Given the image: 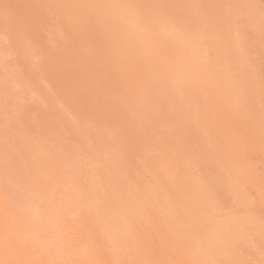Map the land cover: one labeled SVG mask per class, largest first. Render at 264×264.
Masks as SVG:
<instances>
[{"label": "rangeland", "instance_id": "1", "mask_svg": "<svg viewBox=\"0 0 264 264\" xmlns=\"http://www.w3.org/2000/svg\"><path fill=\"white\" fill-rule=\"evenodd\" d=\"M186 1L0 0V264H264V0Z\"/></svg>", "mask_w": 264, "mask_h": 264}, {"label": "bare ground", "instance_id": "2", "mask_svg": "<svg viewBox=\"0 0 264 264\" xmlns=\"http://www.w3.org/2000/svg\"><path fill=\"white\" fill-rule=\"evenodd\" d=\"M8 1V0H7ZM17 1V0H16ZM171 1V0H170ZM182 2L184 1V0H181ZM188 1V0H187ZM186 1V2H187ZM190 1V0H189ZM194 1V0H193ZM10 2V1H9ZM29 3H30V1H28ZM108 2V1H107ZM1 4H2V2H0ZM17 3V2H16ZM28 3V4H29ZM181 3V2H180ZM4 4V3H3ZM32 4V3H31ZM36 4V3H35ZM34 4V5H35ZM39 4H40V2H39ZM185 4V3H184ZM17 5V4H16ZM63 5V4H62ZM187 5V4H186ZM188 5H190V4H188ZM187 5V6H188ZM27 6V5H26ZM25 6V7H26ZM24 7V8H25ZM184 7V6H183ZM196 7V6H195ZM195 7H193V8H195ZM54 8V7H53ZM193 8H191V9H193ZM32 9V8H31ZM190 9V10H191ZM18 10V9H17ZM21 10V9H20ZM33 10V9H32ZM174 10V9H173ZM36 11V10H35ZM21 12V11H20ZM24 12V11H23ZM34 12V11H33ZM7 14H8V12H6ZM36 13V12H35ZM38 13V12H37ZM55 13V12H54ZM189 13V12H188ZM3 14V13H2ZM12 14V13H11ZM59 14V13H58ZM181 15H182V13H180ZM185 14V13H184ZM189 14H191V13H189ZM6 15V14H5ZM14 15V14H13ZM117 15H118V13H117ZM186 15V14H185ZM192 16H193V11H192V14H191ZM4 16V15H3ZM11 16V15H10ZM38 16V15H37ZM60 16V15H59ZM63 16V15H62ZM189 16V15H188ZM15 17V16H14ZM68 17V16H67ZM80 17H81V14H80ZM99 17V16H98ZM182 17V16H181ZM21 18V17H20ZM30 18V17H29ZM37 18V17H36ZM63 18V17H62ZM190 18V16L188 17V19ZM28 19V18H27ZM19 20V19H18ZM186 20V19H185ZM21 21H22V19H21ZM35 21V20H34ZM67 21V20H66ZM106 22V21H105ZM116 23H117V21H116ZM122 23V22H121ZM129 23V22H128ZM63 24V23H62ZM152 24V23H151ZM19 25H20V23H19ZM128 25V24H127ZM154 25V24H153ZM65 26V25H64ZM121 27H122V25H121ZM154 27V26H153ZM19 28V27H18ZM21 28H23V27H21ZM130 28V27H129ZM181 29L179 28V31H180ZM181 31H183V30H181ZM180 31V32H181ZM4 32V31H3ZM138 32H140L139 30H138ZM179 32V33H180ZM1 33V32H0ZM11 35V34H10ZM33 35V34H32ZM75 36V35H74ZM90 37V36H89ZM88 37V38H89ZM93 37V36H92ZM96 37V36H95ZM126 37V36H125ZM190 37V36H189ZM194 37H197V35L196 36H194ZM21 38V37H20ZM124 38V37H123ZM138 38H139V36H138ZM85 39V38H84ZM190 39H192V38H190ZM118 40V39H117ZM21 41V40H20ZM101 41V40H100ZM92 42V41H91ZM94 42V41H93ZM125 42V41H124ZM113 43H114V41H113ZM151 43V42H150ZM189 43V42H188ZM187 43V44H188ZM190 43H192V42H190ZM189 43V44H190ZM91 44V43H90ZM99 44H101V43H99ZM147 44V43H146ZM149 44V43H148ZM154 44V43H153ZM93 45V44H92ZM136 45V44H135ZM157 45V44H156ZM192 45V44H191ZM191 45H189V46H191ZM195 44H193V46H194ZM18 46V45H17ZM188 47V46H187ZM82 48V47H81ZM95 48V47H94ZM135 48V47H134ZM141 48V47H140ZM151 48V47H150ZM191 48V47H190ZM192 48H194V47H192ZM78 49V48H77ZM146 49V48H145ZM84 50V49H83ZM106 50V49H105ZM191 50V49H190ZM194 50V49H193ZM146 51V50H145ZM194 51H196V50H194ZM138 53V52H137ZM93 54V53H92ZM115 54V53H114ZM133 54V53H132ZM111 55V54H110ZM122 55H124L123 53H122ZM144 55V54H143ZM88 56V55H87ZM126 56V55H125ZM124 56V57H125ZM153 57H154V54L152 55ZM42 57V56H41ZM73 57V56H72ZM118 57V56H117ZM14 58V57H13ZM95 58V57H94ZM148 58V57H147ZM85 59V58H84ZM89 59V58H88ZM13 60V59H12ZM126 60V59H125ZM150 60H152V59H150ZM149 60V61H150ZM3 61V60H2ZM60 61V60H59ZM122 61V60H121ZM30 62V61H29ZM40 62V61H39ZM75 62V61H74ZM87 62H88V60H87ZM92 62V61H91ZM84 63V62H83ZM131 63V62H130ZM26 64V63H25ZM64 64V63H63ZM73 66V65H72ZM118 65H116V67H117ZM99 67V66H98ZM121 68V67H120ZM138 68V67H137ZM33 69V68H32ZM73 69V68H72ZM82 71V70H81ZM79 72H80V70H79ZM80 74V73H79ZM98 76V75H97ZM105 77V76H104ZM9 82V81H8ZM77 82V81H76ZM75 83V82H74ZM113 86V85H112ZM8 87V86H7ZM106 87V86H105ZM9 88V87H8ZM114 88V87H113ZM39 94V93H38ZM35 95V94H34ZM45 104V103H44ZM84 111V110H83ZM95 112V111H94ZM96 115V114H95ZM113 115V114H112ZM89 116V115H88ZM121 116V115H120ZM118 117V116H117ZM61 119V118H60ZM89 120V119H88ZM118 121H120V119L118 120ZM125 121V120H124ZM68 123V122H67ZM83 123V122H82ZM129 128V127H128ZM3 135V134H2ZM24 138V137H23ZM9 141V140H8ZM5 144V143H4ZM2 233V232H1ZM63 250V249H62ZM50 253V252H49ZM38 260V259H37Z\"/></svg>", "mask_w": 264, "mask_h": 264}]
</instances>
